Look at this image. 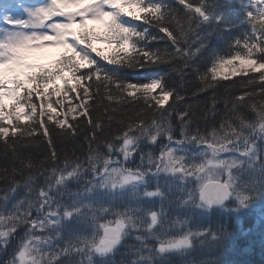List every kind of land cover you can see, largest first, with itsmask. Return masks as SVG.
<instances>
[{"label":"snow or ice","instance_id":"snow-or-ice-1","mask_svg":"<svg viewBox=\"0 0 264 264\" xmlns=\"http://www.w3.org/2000/svg\"><path fill=\"white\" fill-rule=\"evenodd\" d=\"M177 3L182 16L167 0H0V158L11 156L0 167V257L17 241L0 264H171L173 254L198 245L222 251L232 232L228 224L194 230L187 219L172 221L165 201L199 210L200 219L233 214L237 225L264 201V0H240L235 19L226 17L225 0ZM204 25L213 27L202 32ZM237 28L201 71L197 61L210 38ZM97 41L112 46L111 54ZM160 41L164 47L152 46ZM49 50L59 51L46 61L38 55ZM162 65L171 72L142 80L120 73ZM172 75L181 86L193 76L194 96L212 90L202 117L193 104L180 108L185 97ZM237 75L247 79L222 83ZM237 83L243 92L233 96ZM120 110L127 120L117 119ZM84 126L87 148L77 155ZM145 142L159 143V155L144 151ZM189 180L191 188L182 183ZM70 182L83 187L72 191ZM20 188L24 196L12 202ZM141 198L158 199L160 210L145 209ZM133 236L137 244L120 253Z\"/></svg>","mask_w":264,"mask_h":264},{"label":"trees","instance_id":"trees-1","mask_svg":"<svg viewBox=\"0 0 264 264\" xmlns=\"http://www.w3.org/2000/svg\"><path fill=\"white\" fill-rule=\"evenodd\" d=\"M169 4L173 6V8L177 9L179 14L183 15L182 7L177 3V0H167ZM225 15L229 19H235L237 15L240 13L238 11V6L241 8L240 0H225ZM231 7V8H230ZM134 23H139L135 22ZM212 25H204L202 26L201 31H210ZM243 29L237 28L231 31H225L222 34H214L210 40L208 41L207 47L204 49L202 53V59L198 60L197 63L200 64L201 71L204 70L205 67L210 66L206 63L207 57L212 50H216L219 53H223L228 46V42L235 36H238ZM155 32V29H152ZM165 42L160 41L152 42L153 47H164ZM195 47V45H194ZM98 49L103 51L104 55H110L113 51V47L109 48H101L97 46ZM94 58L97 60L98 63L103 64L108 69L112 70L115 69L116 66L109 64L107 61H104L102 57L97 56L95 53L93 54ZM226 73L229 72V69L224 70ZM171 72V67L169 65H162L158 68H151V69H142L139 71H134L132 69H120L121 75H124L132 80H142L149 75H154L156 73H165ZM249 75H258L249 73ZM247 79L246 76L237 75V76H229L227 80H222V83L225 85H233L234 82H241ZM190 83H186L184 86H181L179 78L175 75H172L170 78V83H174L177 89L181 92V94L185 97V101L180 103V108H184L186 104H193L195 107V111L197 113L198 118L203 116L204 109L206 105H210V98L213 95L212 90L204 92L198 96H194V91L198 86L197 80L193 76H189ZM61 83L62 82H58ZM91 83V82H88ZM86 86V85H85ZM243 89L240 87L239 83L235 84L232 89L231 95L236 96L242 94ZM216 95L220 100L225 98V92L223 88H219L216 90ZM55 98V97H54ZM91 102V101H90ZM10 103V101L8 102ZM73 103H76L73 100ZM107 103V102H106ZM172 104V100H169V105ZM122 109V106H120ZM168 105H165L167 108ZM224 106L221 103L219 105V111L223 113ZM129 115L134 114V109L128 113ZM123 118L127 120V116L124 113V110H120L117 112V119ZM81 119H83L81 117ZM175 119V117H174ZM200 127H205L203 119L198 120ZM220 116L218 115L215 120H209L208 126L210 127L212 124H219ZM115 126L111 129L112 132H115ZM88 132V127L84 126L80 136L77 138L75 143L77 145L84 144V149L81 150L78 148L77 155H81L82 151H86L87 145L84 143V135ZM178 135V132H177ZM66 147L71 148L72 145L69 143ZM2 148V146H0ZM58 150H63L61 146L58 145ZM35 151V150H33ZM103 151V149H102ZM47 152L46 146H42L39 150V156L42 158ZM11 161V156L9 155L8 160H4L0 158V167L4 166L6 163ZM74 185V188H81L83 184H76L74 182L70 183ZM193 182L189 188H191ZM6 185L3 181H0V188H4ZM73 188V186H70ZM2 194V193H0ZM25 194V189L20 188L18 189L17 193L13 197L14 202L16 199L23 197ZM143 203L145 205H149V200H144ZM154 210H158V202L154 203ZM160 210V209H159ZM170 210L173 213L170 215L169 219L174 221L177 217L181 219H187L189 221V226H191L194 230L196 228H205L211 227L215 229L219 224H228L230 226L232 235L228 240L226 246L222 251L217 252L214 249H210L207 247L196 246L194 249L190 250L184 255L173 254L170 257L171 264H186L188 261H201L205 259H218L219 264H264V221L261 222L259 219L260 212L264 210V202H259L255 207L245 212L240 217V224L237 225L236 217L233 214L223 213L219 211H214L211 214H206L203 219H200L199 210L197 209H190L185 206H172ZM23 227L19 229L17 235L23 234L24 231H20ZM17 241H15L16 243ZM58 243L62 244V241H57ZM127 248H120V253L126 252ZM117 259H120V255H117Z\"/></svg>","mask_w":264,"mask_h":264},{"label":"rangeland","instance_id":"rangeland-1","mask_svg":"<svg viewBox=\"0 0 264 264\" xmlns=\"http://www.w3.org/2000/svg\"><path fill=\"white\" fill-rule=\"evenodd\" d=\"M97 46H99V47H101V48H109V47H112V46H110V45H108V44H106V43H102V42H99V41H97L96 43H95V47H97ZM59 50H49V51H47V52H45V53H39L38 55L43 59V60H47V59H50L56 52H58ZM189 148H198V147H192V146H189ZM192 150V149H191ZM193 152H195V150H192ZM225 156H227V154H224ZM136 157H138L139 158V156L137 155ZM130 166V165H129ZM71 183V182H70ZM71 185V184H70ZM70 189H74V186H73V188H70ZM74 191H76V190H74ZM262 216V213L260 212V217ZM259 221H261V222H263L264 221V219H259ZM134 243H137V241L135 240V241H133L132 242V244L131 245H133ZM126 245L128 244V243H125ZM128 245H130V244H128ZM130 245V246H131ZM14 247H15V245H14ZM5 256H3V257H0V259H5L4 258Z\"/></svg>","mask_w":264,"mask_h":264},{"label":"flooded vegetation","instance_id":"flooded-vegetation-1","mask_svg":"<svg viewBox=\"0 0 264 264\" xmlns=\"http://www.w3.org/2000/svg\"><path fill=\"white\" fill-rule=\"evenodd\" d=\"M13 246H14V240H12L11 245L8 247V250H7V253L9 256L13 250ZM9 256H7V257H9Z\"/></svg>","mask_w":264,"mask_h":264}]
</instances>
